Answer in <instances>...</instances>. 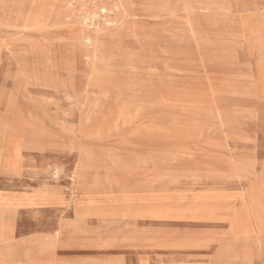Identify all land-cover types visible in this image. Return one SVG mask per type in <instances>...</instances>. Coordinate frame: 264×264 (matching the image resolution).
<instances>
[{
	"label": "rangeland",
	"instance_id": "1",
	"mask_svg": "<svg viewBox=\"0 0 264 264\" xmlns=\"http://www.w3.org/2000/svg\"><path fill=\"white\" fill-rule=\"evenodd\" d=\"M0 196L7 264H264V0H0Z\"/></svg>",
	"mask_w": 264,
	"mask_h": 264
},
{
	"label": "bare ground",
	"instance_id": "2",
	"mask_svg": "<svg viewBox=\"0 0 264 264\" xmlns=\"http://www.w3.org/2000/svg\"><path fill=\"white\" fill-rule=\"evenodd\" d=\"M256 1V0H255ZM255 5V4H254ZM219 6V5H218ZM113 7H114V5H113ZM221 10V9H220ZM226 10V9H225ZM255 11V10H254ZM249 12V11H248ZM237 13V12H236ZM95 15V14H94ZM109 16V15H108ZM150 18H152V17H150ZM197 23V22H196ZM156 24V23H155ZM216 24V23H215ZM89 26V25H88ZM193 26V25H192ZM196 27V26H195ZM143 39V38H142ZM163 43H165L164 41H162ZM161 52V51H160ZM163 52V51H162ZM180 55V54H179ZM150 56V55H149ZM148 58H150V57H148ZM150 60V59H149ZM167 63V62H166ZM164 65H165V63H164ZM10 72V71H9ZM7 74V73H6ZM5 74V75H6ZM4 75V74H3ZM8 76V75H7ZM21 76H23L22 74H21ZM169 76V75H168ZM171 76V75H170ZM160 78V77H159ZM170 78V77H169ZM176 78V77H175ZM6 79V78H5ZM168 79V78H167ZM174 79V78H173ZM6 81H7V79H6ZM253 82V81H252ZM251 82V83H252ZM254 83V82H253ZM115 85V84H114ZM4 89V88H3ZM115 91V90H114ZM117 91V90H116ZM4 92V91H3ZM70 101V100H69ZM142 104V103H141ZM157 106H159V105H157ZM202 108V107H201ZM216 108V107H215ZM217 109V108H216ZM58 121V120H57ZM94 121V120H93ZM60 122V121H59ZM95 123V122H94ZM56 127V126H55ZM47 130V129H46ZM72 131V130H71ZM93 132V131H92ZM87 136V135H86ZM68 144V143H67ZM71 145L70 146H72V143H70ZM63 145V144H62ZM66 146V145H65ZM68 148L70 149L71 147H69L68 146ZM85 150V149H84ZM206 155V154H205ZM205 157V156H204ZM206 158V157H205ZM201 161V160H200ZM15 164H16V161H15V159H12L11 160V162H8V164L6 165V167H5V171L6 172H9V173H12L13 171H14V166H15ZM201 164V163H200ZM32 188V187H31ZM35 188V187H34ZM50 189V188H49ZM53 189V188H52ZM39 190H40V188H39ZM6 191V190H5ZM42 191V190H41ZM44 191V190H43ZM42 191V192H43ZM48 191V190H47ZM55 191V190H54ZM17 192V191H16ZM3 193V192H2ZM9 193V192H8ZM24 193V192H23ZM22 193V194H23ZM38 192H36V194H37ZM40 193V192H39ZM13 194H15V192L13 193ZM21 194V195H22ZM46 194V193H45ZM3 195H5V194H3ZM7 195V194H6ZM20 195V194H19ZM24 195V194H23ZM43 195V194H42ZM42 195H39V197L40 196H42ZM56 195V194H55ZM2 196V195H1ZM0 196V197H1ZM8 197H9V195H7ZM25 196H27V195H25ZM10 197H12V196H10ZM9 197V198H10ZM31 197V196H30ZM21 198V197H20ZM20 198H19V200H20ZM27 198H29V197H27ZM26 198V199H27ZM5 199V198H4ZM23 199V198H22ZM24 199H25V197H24ZM35 199V198H34ZM40 199L42 200V199H48V197H46L45 195L44 196H42V197H40ZM2 201V199L0 200V202ZM5 201H7V200H5ZM33 201V200H32ZM13 201H11V203H12ZM34 202V201H33ZM138 202V201H137ZM5 203V202H4ZM19 203V202H18ZM23 203H25L24 202V200H23ZM26 203H31V200H29V201H26ZM37 203V202H36ZM42 203V202H41ZM115 203V202H114ZM13 205V204H12ZM25 205H27V204H25ZM37 205V204H36ZM35 205V206H36ZM20 206V205H19ZM30 206H32V205H30ZM15 207H16V205H15ZM18 207V206H17ZM121 209V208H120ZM119 209V210H120ZM115 211V210H114ZM126 211H127V209H126ZM80 212V211H79ZM95 212V211H94ZM113 213V212H112ZM123 213V212H122ZM93 214V213H92ZM96 214V213H95ZM210 214V213H209ZM112 215V214H111ZM125 215H127L128 216V214H126L125 213ZM126 217V216H125ZM124 219V218H123ZM125 224H126V222H125ZM136 224V223H135ZM127 225V224H126ZM132 225V224H131ZM114 229V228H113ZM2 227H1V224H0V243L2 242V241H5L7 238L5 237V236H3L2 235ZM46 236H47V234H46ZM48 237V236H47ZM47 237H45V238H47ZM48 239V238H47ZM47 242V241H46ZM48 244V243H47ZM181 245V244H180ZM49 247H50V244H49ZM2 254L3 253H1L0 254V264H7V262H5L6 261V259L4 258V257H2ZM4 256V255H3ZM252 256V255H251Z\"/></svg>",
	"mask_w": 264,
	"mask_h": 264
}]
</instances>
